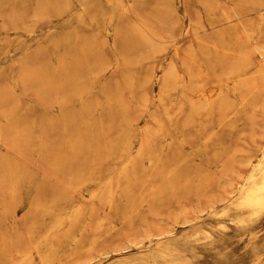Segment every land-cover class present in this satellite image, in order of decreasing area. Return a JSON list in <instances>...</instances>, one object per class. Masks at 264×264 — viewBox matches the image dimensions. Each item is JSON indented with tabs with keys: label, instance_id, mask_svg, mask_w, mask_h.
<instances>
[{
	"label": "rangeland",
	"instance_id": "374dc122",
	"mask_svg": "<svg viewBox=\"0 0 264 264\" xmlns=\"http://www.w3.org/2000/svg\"><path fill=\"white\" fill-rule=\"evenodd\" d=\"M263 53L264 0H0V264H264Z\"/></svg>",
	"mask_w": 264,
	"mask_h": 264
},
{
	"label": "bare ground",
	"instance_id": "6f19581e",
	"mask_svg": "<svg viewBox=\"0 0 264 264\" xmlns=\"http://www.w3.org/2000/svg\"><path fill=\"white\" fill-rule=\"evenodd\" d=\"M108 2V1H107ZM260 3V2H259ZM132 4V3H131ZM130 4V5H131ZM261 5H263V4H261ZM123 6V5H122ZM170 8V7H169ZM77 18V17H76ZM231 18V17H230ZM115 40V39H114ZM113 40V41H114ZM256 44V43H255ZM257 45V44H256ZM257 46H259V45H257ZM242 47V46H241ZM256 47V46H255ZM254 46H253V48H255ZM261 47V46H260ZM224 48V47H223ZM257 48V47H256ZM262 48V47H261ZM260 48V49H261ZM242 49H243V47H242ZM258 49V48H257ZM147 51V50H146ZM250 51V50H249ZM148 52V51H147ZM241 52V51H240ZM243 52H244V49H243ZM252 53L254 52V50L253 51H251ZM262 52V51H261ZM246 53H248V51H246ZM255 53V52H254ZM253 53V54H254ZM241 54H244V53H240V55ZM256 54V53H255ZM264 54V53H263ZM250 55H251V53H250ZM249 55V56H250ZM260 55H261V53H260ZM244 56V55H243ZM246 57H248V59L252 56H248V54L247 55H245ZM244 56V57H245ZM254 56V55H253ZM239 58V57H238ZM240 58H242V55H241V57ZM236 59V58H235ZM246 59V58H245ZM251 59V58H250ZM253 59V58H252ZM238 60V59H237ZM240 60V59H239ZM238 60V61H239ZM243 60V59H242ZM242 60H240L241 61V63H245V62H242ZM250 61V60H249ZM254 61V60H253ZM264 63V62H263ZM231 64H232V62H231ZM240 64V63H239ZM239 64H238V66H239ZM251 64H253V62L251 63ZM233 65V64H232ZM243 65L244 64H242L240 67H243ZM234 66V65H233ZM232 66V67H233ZM250 66V65H249ZM248 66V67H249ZM239 67V68H240ZM247 67V68H248ZM251 67V66H250ZM244 68V67H243ZM259 68V67H258ZM176 69V68H175ZM233 69H236V68H233ZM233 69H232V72H233ZM262 69H263V67H262ZM245 70V69H244ZM260 70V69H259ZM264 70V69H263ZM263 70H261V72L263 71ZM173 71H174V69H173ZM243 71V70H242ZM258 72V71H257ZM257 72H255V73H257ZM260 72V73H261ZM230 73V72H229ZM241 73V72H240ZM254 73V74H255ZM231 74V73H230ZM232 74H235L234 72L232 73ZM264 74V71L262 72V75ZM257 75V74H256ZM92 76H93V74H92ZM171 76V75H170ZM170 76H168V78L170 77ZM264 76V75H263ZM258 77V76H257ZM246 78V77H245ZM177 80H178V78H176ZM244 79V78H243ZM168 80V79H167ZM242 80V79H241ZM248 80V79H247ZM169 81V80H168ZM256 81V80H255ZM254 81V82H255ZM81 82V81H80ZM245 82H247L246 81V79H245ZM243 83V82H242ZM240 84H241V82H240ZM253 84V83H252ZM254 85H255V83H254ZM187 86V85H186ZM243 86V85H242ZM241 86V87H242ZM247 86H248V84H247ZM238 87V86H237ZM244 87H246V86H244ZM247 88H249V87H247ZM226 94V93H225ZM224 94V95H225ZM184 95V94H183ZM223 95V96H224ZM81 96H83V95H81ZM183 97V96H182ZM80 99H82L81 97H80ZM162 102V101H161ZM164 103V102H163ZM225 103H226V101H225ZM225 103H223L224 105L223 106H225ZM227 105V104H226ZM223 106H222V108H223ZM228 106V105H227ZM163 109V108H162ZM125 111V110H124ZM199 112V111H198ZM196 113H197V111H196ZM200 114V113H199ZM198 114V115H199ZM197 115V114H196ZM124 119V118H123ZM154 119V118H153ZM188 120V119H187ZM191 120V119H190ZM154 121V120H153ZM185 121V120H184ZM193 121V120H192ZM127 122V121H126ZM129 123V122H128ZM188 123V122H187ZM192 123V122H191ZM71 124V123H70ZM184 124H185V122H184ZM185 126H187L186 124L184 125V127ZM1 127V126H0ZM188 127V126H187ZM147 128V127H146ZM148 128H149V126H148ZM160 129V128H159ZM161 130V129H160ZM65 131V130H64ZM1 133V132H0ZM70 137V136H69ZM173 138H174V136H172ZM39 139V138H38ZM171 140H174V139H171ZM264 141V140H263ZM67 143V142H66ZM263 143V142H262ZM73 144V143H72ZM172 145H173V143H171ZM263 145V144H262ZM261 145V146H262ZM68 147V146H67ZM170 147V146H169ZM173 147V146H172ZM140 148V147H139ZM74 149V148H73ZM140 152V151H139ZM257 152H259V151H257ZM256 152V153H257ZM64 154V153H63ZM168 155V154H167ZM140 157V156H139ZM134 158V157H133ZM256 158V157H255ZM253 159H254V157H253ZM133 160V159H132ZM135 161V160H134ZM252 162V161H251ZM134 164V163H133ZM249 164V163H248ZM252 164V163H251ZM135 165V164H134ZM251 166V165H250ZM245 168V167H244ZM243 168V169H244ZM6 169H8V166H7V168ZM249 169V168H248ZM248 171V173L246 174L245 173V175L242 173V175L243 176H239L240 178H238L239 180H238V182L236 183V184H233V186L234 185H236L237 186V184H238V196H237V201H236V203H235V206H236V208L237 209H240V210H245V211H249V212H251L253 215H259L260 213H262V212H264V150H263V152H262V154H261V156H260V159H258V161L256 162V164H253L252 166H251V168L249 169V170H247ZM240 174V173H239ZM5 176V175H4ZM12 178V177H11ZM10 178V179H11ZM18 179H19V177H18ZM106 185V184H105ZM109 186V185H108ZM232 186V185H231ZM106 187V186H105ZM234 188V187H233ZM233 188H231V189H233ZM111 192V191H110ZM231 192V191H230ZM229 192V193H230ZM234 192H237V191H234ZM233 192V193H234ZM110 195H111V193H110ZM232 195V194H231ZM235 195V194H234ZM105 198V197H104ZM224 201V200H223ZM213 203V202H212ZM234 207V206H233ZM49 211V210H48ZM77 215H78V213H77ZM222 215V214H221ZM61 216V215H60ZM257 217V216H256ZM259 217V216H258ZM197 219V218H196ZM73 220V219H72ZM70 221V220H69ZM61 222V221H60ZM71 222H73V221H71ZM63 223V222H62ZM57 226V225H56ZM222 226V225H221ZM54 229V228H53ZM172 234V233H171ZM82 236V235H81ZM76 237V236H75ZM78 243V242H77ZM38 245V244H37ZM157 246V245H156ZM37 249V248H36ZM165 258V257H164ZM168 258V257H167ZM47 259V258H46ZM153 260V259H152ZM112 261V260H111ZM114 262V261H113ZM176 263V262H175ZM44 264V263H43ZM156 264V263H155ZM177 264V263H176ZM180 264V263H179Z\"/></svg>",
	"mask_w": 264,
	"mask_h": 264
}]
</instances>
